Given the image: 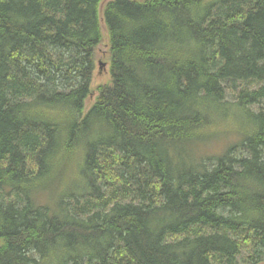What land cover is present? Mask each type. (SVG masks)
I'll list each match as a JSON object with an SVG mask.
<instances>
[{"label": "trees", "instance_id": "trees-1", "mask_svg": "<svg viewBox=\"0 0 264 264\" xmlns=\"http://www.w3.org/2000/svg\"><path fill=\"white\" fill-rule=\"evenodd\" d=\"M104 2L0 0V264L264 263V0Z\"/></svg>", "mask_w": 264, "mask_h": 264}, {"label": "rangeland", "instance_id": "rangeland-1", "mask_svg": "<svg viewBox=\"0 0 264 264\" xmlns=\"http://www.w3.org/2000/svg\"><path fill=\"white\" fill-rule=\"evenodd\" d=\"M110 0H105L104 3L108 2ZM103 3V6L105 5ZM107 63V60H103L101 57L100 60L97 62V69L95 72V79H94V86L96 87L97 85L101 83L108 82L110 80V73H109V65L103 63ZM59 84H62L59 82ZM62 88V86H60ZM225 92H226V100L233 102L234 101V91L232 90V87L230 83L225 84ZM59 90H65V89H59ZM93 102L89 100V103H87V109L90 107V105ZM257 108V107H255ZM236 124L232 125V128H236ZM229 132H234V131H228V132H222L218 134L216 137L211 138L205 144L200 145L196 148V151L193 152V155L195 157H199L200 161L206 160L207 164L209 167H212L214 164L213 157L217 156L220 154L221 151H223L224 147L228 145L229 142L234 141V134H230ZM264 264V263H262Z\"/></svg>", "mask_w": 264, "mask_h": 264}]
</instances>
